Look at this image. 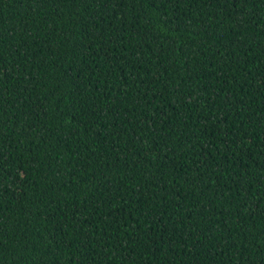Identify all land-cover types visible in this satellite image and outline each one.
I'll return each mask as SVG.
<instances>
[{"label": "trees", "instance_id": "16d2710c", "mask_svg": "<svg viewBox=\"0 0 264 264\" xmlns=\"http://www.w3.org/2000/svg\"><path fill=\"white\" fill-rule=\"evenodd\" d=\"M0 264H264V0H0Z\"/></svg>", "mask_w": 264, "mask_h": 264}]
</instances>
